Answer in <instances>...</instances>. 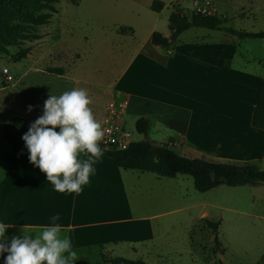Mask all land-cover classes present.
Listing matches in <instances>:
<instances>
[{
  "label": "rangeland",
  "instance_id": "1",
  "mask_svg": "<svg viewBox=\"0 0 264 264\" xmlns=\"http://www.w3.org/2000/svg\"><path fill=\"white\" fill-rule=\"evenodd\" d=\"M153 1L164 4L160 12L151 10ZM215 7V17L223 21L221 30L190 29L177 37L172 49L180 52L203 46L208 52L222 40L233 41L238 45L234 71L243 78L254 75L264 79V40H241L226 32V29L264 32V0H215ZM54 8L56 13L49 23L36 29L39 40L13 44L7 48L8 54H0V87L7 85L0 91V103L12 101L7 112L26 111L37 115L39 107L31 105L38 97L35 89L61 85L54 81H97L104 86L113 81H150L151 63L157 53V48L150 43L151 34L169 37L168 17L174 11L187 16L193 14L191 0H58ZM129 28L131 34L119 33V29ZM26 48H31L27 58L16 62L13 55ZM52 67L63 68L65 74L61 77L46 74L45 69ZM7 76L12 78L8 84ZM219 118L218 130L215 129L224 131L228 138L242 128L236 116L233 122L229 121V126ZM155 127L153 122L152 133ZM222 127L233 133H226ZM125 130L131 142L144 139L135 132L131 117L126 119ZM154 135L152 140L160 144L162 137ZM172 135L175 136L173 131ZM175 149L185 155L182 147ZM255 160V165L264 170V152ZM124 173L128 176L124 183L131 212L78 224L119 220L86 227L132 230L144 214L170 213L152 220L153 225L158 223L153 238L131 232L114 235L111 240L115 243L110 241L100 248L106 258L141 260L145 264H264V184L234 188L220 185L198 193L188 176L171 180L149 173ZM206 221L218 223L219 245L215 246V233L205 226ZM81 250L77 264L100 262L98 248H90L86 255V250Z\"/></svg>",
  "mask_w": 264,
  "mask_h": 264
},
{
  "label": "crops",
  "instance_id": "2",
  "mask_svg": "<svg viewBox=\"0 0 264 264\" xmlns=\"http://www.w3.org/2000/svg\"><path fill=\"white\" fill-rule=\"evenodd\" d=\"M154 47L157 53L151 63L150 81H113L106 86L97 81H54L61 85L35 89L38 97L31 101V105L39 107L37 115L26 111L7 112L12 101L0 103V110L3 111L0 113V220L12 226L6 230L10 231L9 235L6 234L9 240L13 236H22L23 230L38 232L42 225L50 222L51 216L59 213L61 220L58 223L72 237L74 249L77 252L86 250V255L90 248H98L100 256L104 255L101 246L109 244L117 233H141L144 237L150 235L153 238V230L158 223L154 222L156 225H153L152 220L170 213L144 214L138 218L137 226L132 230L106 228L94 231L86 227L101 223L108 225L119 220L78 224L97 217H114L131 212L124 183L128 176L124 172L145 173L123 170L112 159L102 157L95 165L96 174L90 177L89 184L79 195L54 191L52 185L47 183L45 174L29 162V153L12 154L11 146L4 141L2 134V125L14 116L26 119L41 116L44 102L50 95L59 96L74 88L85 89L92 101L90 107L93 114L102 127L108 104L116 96H124L128 100L124 125L129 117L134 119V123L139 117L147 118L150 122L149 140L154 141L153 134L162 137L160 144L168 142L182 147L187 158L255 165V159L264 152V131L253 129L250 119L261 78L254 75L243 78L237 70L234 71L238 45L222 40L208 52L207 47L203 46L185 48L180 52L172 49V46L168 49ZM6 86L0 87V91L5 90ZM223 112H226L225 115ZM220 116L228 126L236 116L237 121L240 119L242 122L241 130L229 138L225 132L215 134ZM153 122L156 130L152 133ZM181 176L185 175L178 174L167 179L175 180Z\"/></svg>",
  "mask_w": 264,
  "mask_h": 264
},
{
  "label": "trees",
  "instance_id": "3",
  "mask_svg": "<svg viewBox=\"0 0 264 264\" xmlns=\"http://www.w3.org/2000/svg\"><path fill=\"white\" fill-rule=\"evenodd\" d=\"M57 2L58 0H0V54H8L7 48L13 44L39 40L40 37L36 34V29L49 23L52 14L56 13L54 5ZM163 7L164 4L160 1H153L151 4V10L154 12H160ZM222 22L216 17H203L194 14L187 16L180 11H174L168 17L169 37L153 32L150 43L152 46L168 49L183 32L193 28L221 30ZM226 32L241 40H264V32L245 33L230 29H226ZM119 33L131 34L132 29L129 28L127 31L119 29ZM30 51L31 48L19 50L13 55V59L16 62L26 59ZM45 73L63 76L65 70L61 67H52L46 68ZM35 120L14 116L2 125L3 139L11 146L12 154L28 153L22 136ZM250 125L253 129L264 131V79L259 84ZM149 128L150 122L147 118L136 119L134 129L137 134L146 136ZM100 147L104 152L103 157L112 159L118 168L151 173L163 178H174L178 174L185 175L192 178L194 189L198 193H206L220 185L234 188L257 183L264 184V170L253 164L233 165L187 158L178 154L177 151L169 150V147L175 148V146L168 142L159 144L151 140H141L130 142L124 150L106 148L101 145ZM205 226L215 233L214 243L215 246L219 245L218 223L206 221ZM100 259V262L96 264H145L141 260L106 258L102 254ZM0 264H3V258H0Z\"/></svg>",
  "mask_w": 264,
  "mask_h": 264
},
{
  "label": "clouds",
  "instance_id": "4",
  "mask_svg": "<svg viewBox=\"0 0 264 264\" xmlns=\"http://www.w3.org/2000/svg\"><path fill=\"white\" fill-rule=\"evenodd\" d=\"M91 103L83 88L50 95L44 102L43 114L22 136L29 162L45 174L56 192L79 195L96 174L95 165L104 155L100 147L104 129ZM28 111H32L31 106ZM60 220L61 215L56 213L38 232L23 230L22 236L10 240L5 233L12 226L0 220L3 264H77L78 252L72 237L58 223Z\"/></svg>",
  "mask_w": 264,
  "mask_h": 264
},
{
  "label": "built area",
  "instance_id": "5",
  "mask_svg": "<svg viewBox=\"0 0 264 264\" xmlns=\"http://www.w3.org/2000/svg\"><path fill=\"white\" fill-rule=\"evenodd\" d=\"M194 15L203 17H215V0H191ZM12 81L10 76L6 77V83ZM128 100L124 96H116L107 107L104 122V137L101 146L116 150H124L131 142L130 134L125 130L124 115L127 111Z\"/></svg>",
  "mask_w": 264,
  "mask_h": 264
},
{
  "label": "water",
  "instance_id": "6",
  "mask_svg": "<svg viewBox=\"0 0 264 264\" xmlns=\"http://www.w3.org/2000/svg\"><path fill=\"white\" fill-rule=\"evenodd\" d=\"M149 137L146 135V136H144V141H149ZM169 150H172V151H177L175 148H172V147H169Z\"/></svg>",
  "mask_w": 264,
  "mask_h": 264
},
{
  "label": "bare ground",
  "instance_id": "7",
  "mask_svg": "<svg viewBox=\"0 0 264 264\" xmlns=\"http://www.w3.org/2000/svg\"><path fill=\"white\" fill-rule=\"evenodd\" d=\"M225 113H226V112H225ZM224 115H225V114H224ZM224 118H225V117H224ZM233 119H234V118H233ZM221 121H222V120H221ZM230 121H232V120H230ZM224 122H226V121L224 120ZM232 122H233V121H232ZM235 122H236V121H235ZM235 124H237V122L234 123V125H235ZM219 125H220V124H219ZM231 125H232V124H231ZM235 126H236V125H235ZM222 128H223V127H222ZM222 128H221V129H222ZM216 129L218 130V128H216ZM223 129H224V128H223ZM224 130H225V129H224ZM222 131H223V130H222ZM225 131H226V130H225ZM216 132H217V131H216ZM223 132H224V131H223ZM226 133H227V132H226ZM224 134H225V133H224ZM226 135H227V134H226Z\"/></svg>",
  "mask_w": 264,
  "mask_h": 264
}]
</instances>
